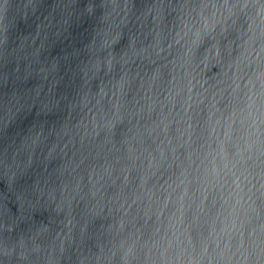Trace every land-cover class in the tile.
<instances>
[{
  "label": "water",
  "instance_id": "water-1",
  "mask_svg": "<svg viewBox=\"0 0 264 264\" xmlns=\"http://www.w3.org/2000/svg\"><path fill=\"white\" fill-rule=\"evenodd\" d=\"M0 264H264V42L206 0H0Z\"/></svg>",
  "mask_w": 264,
  "mask_h": 264
}]
</instances>
